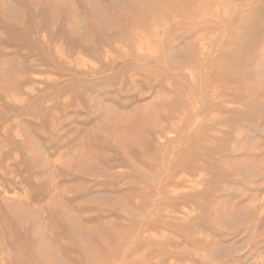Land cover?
<instances>
[{"label": "rangeland", "instance_id": "obj_1", "mask_svg": "<svg viewBox=\"0 0 264 264\" xmlns=\"http://www.w3.org/2000/svg\"><path fill=\"white\" fill-rule=\"evenodd\" d=\"M0 264H264V0H0Z\"/></svg>", "mask_w": 264, "mask_h": 264}, {"label": "bare ground", "instance_id": "obj_2", "mask_svg": "<svg viewBox=\"0 0 264 264\" xmlns=\"http://www.w3.org/2000/svg\"><path fill=\"white\" fill-rule=\"evenodd\" d=\"M202 14V13H201ZM201 14H199V15H201ZM172 16V15H171ZM170 18V17H169ZM168 18V20H170L169 21V23H167V26H166V29H168L171 25H172V23H173V17L172 18H170L169 19ZM177 186V185H176ZM175 196H178V195H175ZM183 198V197H182ZM190 200V199H189ZM257 211V210H256ZM246 230V229H245ZM244 234H246V233H244Z\"/></svg>", "mask_w": 264, "mask_h": 264}]
</instances>
